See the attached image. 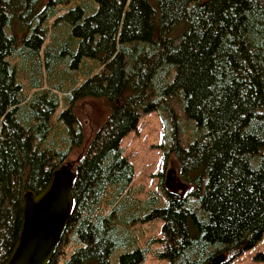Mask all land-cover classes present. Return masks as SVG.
<instances>
[{
  "label": "trees",
  "instance_id": "1",
  "mask_svg": "<svg viewBox=\"0 0 264 264\" xmlns=\"http://www.w3.org/2000/svg\"><path fill=\"white\" fill-rule=\"evenodd\" d=\"M41 2L0 0V264L20 233L23 195L39 193L83 145L72 213L48 264L66 254L62 264H141L146 249L133 226L156 218L163 236L154 252L170 264L218 256L225 264L252 247L264 232V0ZM16 15L27 30L22 50L38 60V72L49 23L70 21L72 69L84 76L52 60L51 80L36 77L25 88L9 59L19 41ZM86 97L110 108L89 141L75 114ZM175 98L197 136L184 145L175 132L170 151L187 188L163 185L160 205L155 193L136 197L120 141L141 112L162 105L175 115Z\"/></svg>",
  "mask_w": 264,
  "mask_h": 264
},
{
  "label": "rangeland",
  "instance_id": "2",
  "mask_svg": "<svg viewBox=\"0 0 264 264\" xmlns=\"http://www.w3.org/2000/svg\"><path fill=\"white\" fill-rule=\"evenodd\" d=\"M45 1L42 0L40 7ZM71 5L72 2L65 4V9ZM14 19V30L19 41L14 57H9V59L14 65L17 80L22 82L25 88L32 86L36 77L43 78L45 83L51 80L48 63L52 60H56L61 66L69 68L72 71L71 77L82 78L84 76V69H72L73 58L70 54L77 48V38L71 36L72 23L70 21L58 19L55 24L49 23V32L45 40L46 44H49L48 54H44V48L41 49L39 54L41 67L39 66L38 72V60L30 56L26 50H22L21 44H25L26 27H21L25 25L22 24L20 15H16ZM181 29V26H177L173 35L178 34ZM71 77L68 78V83L71 82ZM169 103L175 115H172L169 108L162 105L151 111L141 112L136 127L125 134L120 141L124 156L134 166L132 190L136 197L143 200L155 193L159 197L160 205L165 201L162 188L169 172L174 174L173 191L182 193L187 188L178 177V163L174 153L170 151L175 139V132L177 131L180 143L184 145H187L197 136L195 123L185 116L180 100L175 98ZM109 110L108 104L103 99L86 97L77 102L75 114L87 141L106 120ZM68 135L71 138L69 133ZM84 150L85 145L73 148L70 152L66 163H69L72 169H74L76 161L84 153ZM168 152V158H166ZM163 170L164 177L162 180L161 172ZM162 224L163 220L160 218L134 224L133 230L138 235V244L141 248L146 249L145 258L141 264H170L169 260L159 258L154 252V249L162 248V244L158 240L163 236ZM152 238L157 240L148 243ZM67 257L68 254L60 256L59 264H62ZM225 264H264V232L252 247L244 249Z\"/></svg>",
  "mask_w": 264,
  "mask_h": 264
},
{
  "label": "water",
  "instance_id": "3",
  "mask_svg": "<svg viewBox=\"0 0 264 264\" xmlns=\"http://www.w3.org/2000/svg\"><path fill=\"white\" fill-rule=\"evenodd\" d=\"M173 172L165 185L173 190ZM75 172L69 163L54 170L46 186L37 194L23 195L20 233L6 264H48L54 255L73 209L72 184ZM218 256L208 264H220Z\"/></svg>",
  "mask_w": 264,
  "mask_h": 264
}]
</instances>
